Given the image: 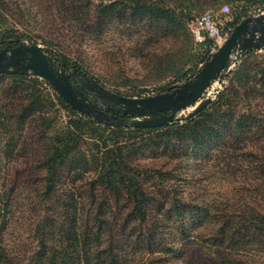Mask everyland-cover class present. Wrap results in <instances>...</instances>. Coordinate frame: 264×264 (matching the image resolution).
Segmentation results:
<instances>
[{"label": "rangeland", "instance_id": "374dc122", "mask_svg": "<svg viewBox=\"0 0 264 264\" xmlns=\"http://www.w3.org/2000/svg\"><path fill=\"white\" fill-rule=\"evenodd\" d=\"M5 2L4 7H0L3 14L0 24L15 28L12 32L21 42L35 43L48 55L51 51L64 53L81 64L95 81L75 75L72 85L92 106L101 109L121 107L111 94L155 95L191 79L193 70L202 64L201 58L211 56L219 47L209 40L203 45L195 43L188 27L194 16L210 13L218 19L223 32L228 33L241 9H247L250 17L264 13V0H88L83 1L86 3L83 8L76 7L72 0ZM136 2L159 7L165 18L141 15L140 9L135 11L132 7ZM223 5L228 6L229 12H220ZM255 52L254 57L264 66V46ZM239 60L240 57L235 59L229 72L236 68ZM227 74L213 82L204 97L215 100L228 84ZM185 76L191 77L185 79ZM259 78L258 75L255 80ZM29 84L0 74V264H34L31 260L37 257L38 222L53 215L66 226L71 214V210L66 213L68 219L63 215L68 210V202L79 209L83 226L97 224L95 205L89 197L92 173L75 174L70 159L61 168L57 190L46 195L45 156L68 113L57 105L56 96L46 84ZM31 101L39 102L44 113L35 112L28 117L27 106ZM191 110V107L184 109L177 116L185 117ZM222 141L228 146L221 151V141L216 138L208 137L202 146L195 147L185 142L181 149L185 151L181 155L185 162L179 167L183 178L179 185L181 193L213 212L217 202L227 198L237 201L242 197L250 201L251 192L237 191L240 186L253 182L260 192L255 200L263 202L260 198L264 197L262 178L254 179L248 153L256 151L264 156L260 146L264 142L256 141L251 148L239 150L234 144L229 146L233 143L229 134L225 133ZM169 155L172 153L162 155L147 149L139 156V161L145 166H161L168 158L166 168H170L174 159ZM73 184L76 189L71 190ZM100 193L98 188L97 203L110 200L107 193ZM106 202L99 204L105 209ZM110 211L119 218L128 212L127 209L117 212L115 204ZM112 229L116 231L117 226ZM104 236H108L107 233ZM106 243L101 244L100 250ZM47 244L56 246L55 255L61 257L60 247L64 244L56 231L47 237ZM45 252L39 264H50L49 248ZM149 252L144 246H136L131 253L134 263L151 264L155 256ZM153 264L184 262L182 258H171Z\"/></svg>", "mask_w": 264, "mask_h": 264}, {"label": "trees", "instance_id": "16d2710c", "mask_svg": "<svg viewBox=\"0 0 264 264\" xmlns=\"http://www.w3.org/2000/svg\"><path fill=\"white\" fill-rule=\"evenodd\" d=\"M83 1L87 3L88 0H72L78 8L86 6ZM5 4V0H0L1 8ZM132 7L135 11L140 9L141 15L165 18L155 5L136 2ZM2 15L0 12V19ZM247 16V9H241L231 27ZM13 29L0 24V49L22 43ZM255 53L252 50L240 57L236 68L226 76L228 84L197 114L153 128L98 123L71 108L44 80L24 74L2 73L29 85L46 84L56 96L57 105L68 113L45 156L46 195L50 196L57 190L61 168L69 159L75 174L92 173L89 197L95 205L97 224L83 226L79 209L68 202V210L63 214L66 216L71 210L70 218L66 216L69 218L66 226L53 215L38 222L35 232L37 257L34 256L31 262H42L49 248L52 255L50 264H135L131 253L140 245L155 256L151 264L171 258H182L184 264H264V197L260 196L263 202L255 200L260 193L257 184L242 185L237 191L251 192L250 201L242 197L237 201L227 198L218 201L212 208L213 212L195 199L184 196L182 186H179L183 181L179 167L185 162L181 156L185 152L181 150L185 142L195 147L202 146L208 137L216 138V141H221L219 151L228 146L222 141L225 133L233 140L229 146L234 144L239 150L251 148L256 141L264 142V66L254 57ZM49 54L67 68H73L77 76L95 81L81 64L64 53L51 51ZM209 57L201 58L200 63ZM197 70H193L191 75ZM190 77L185 76V79ZM27 109L28 117L35 112L44 113L39 102L35 101H31ZM123 118L128 119V115ZM84 145L88 147L86 150ZM260 146L264 150V143ZM147 149L162 155L172 153L168 156L174 159L172 167L166 168L168 158L161 166H145L139 161V156ZM248 154L253 177H261V185L264 186V156L256 151ZM74 187L70 189H76ZM98 188L100 194L110 196L107 202H99H106L105 209L97 203ZM69 200L75 203L73 198ZM113 204L117 212L125 209L128 212L122 218L113 215L110 211ZM113 226H117L116 231H113ZM54 231L64 244L60 247L61 257L55 255L56 246L47 244V237ZM105 233L108 236L105 237ZM105 241L106 246L100 250ZM124 249L125 253L122 252Z\"/></svg>", "mask_w": 264, "mask_h": 264}, {"label": "water", "instance_id": "95a60500", "mask_svg": "<svg viewBox=\"0 0 264 264\" xmlns=\"http://www.w3.org/2000/svg\"><path fill=\"white\" fill-rule=\"evenodd\" d=\"M264 46V13L247 16L234 25L228 37L204 61L194 76L171 90L155 95L136 97L111 94L121 106L101 109L92 106L72 85L73 68H67L35 44L20 43L0 49V74H24L49 83L59 95L80 113L98 123L110 126L153 128L175 122L178 112L192 108L185 118L197 114L211 100L205 95L210 85L229 72L235 59ZM237 55L234 56V53ZM234 56V57H233ZM77 76V75H76ZM121 115V116H120ZM130 119H124V116Z\"/></svg>", "mask_w": 264, "mask_h": 264}, {"label": "built area", "instance_id": "2783aa9c", "mask_svg": "<svg viewBox=\"0 0 264 264\" xmlns=\"http://www.w3.org/2000/svg\"><path fill=\"white\" fill-rule=\"evenodd\" d=\"M221 13L229 12L227 5L220 8ZM189 31L195 43L202 44L205 40H210L213 46H219L227 38L228 33L223 32L218 19L210 14L203 13L194 16L188 22Z\"/></svg>", "mask_w": 264, "mask_h": 264}]
</instances>
